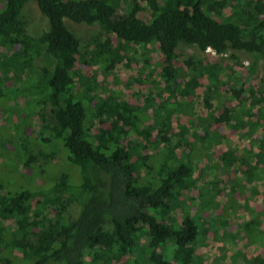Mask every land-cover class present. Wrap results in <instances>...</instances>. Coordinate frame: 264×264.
I'll list each match as a JSON object with an SVG mask.
<instances>
[{
	"label": "trees",
	"instance_id": "obj_1",
	"mask_svg": "<svg viewBox=\"0 0 264 264\" xmlns=\"http://www.w3.org/2000/svg\"><path fill=\"white\" fill-rule=\"evenodd\" d=\"M31 1L48 19V31H28L22 12ZM138 1L4 0L0 99L15 89V101L26 98L29 106L25 119L4 129L0 145L5 140L17 148L18 170L21 166L44 178L53 170L55 152L36 151L21 134L17 143L9 136L20 131V123L34 109L49 106L52 122L42 125L39 142L60 143L68 170L14 190L0 181V264H203L194 255L196 243L207 231L202 212L219 207L221 191L213 180L209 192L201 189L197 212L185 209V192L199 187L196 166L191 158L178 160L170 146L174 114L192 109L190 98L203 81L207 108L227 88L234 99L250 101L251 109L257 108L262 133L257 140L259 152L242 157L230 148L215 160L211 147L221 135L211 128L209 118L199 117L204 132L195 133L194 148L208 159L209 170L218 165L221 176L240 165L246 182L264 181L263 95L255 97L254 91L245 89L244 77L237 80L233 71L202 58L191 56L176 65L180 47L196 45L201 56L209 50L226 55L234 64L247 67V78L254 76L264 66V0H143L151 10L148 21L139 16ZM65 20L100 26L115 35L118 44L115 47L105 38L84 47ZM149 45L158 50L161 75L156 69L144 75L152 64L150 51H145ZM134 47L143 49L140 82L150 86L142 107L117 92L100 96L96 74L88 77L75 70L80 59L110 72ZM232 111L225 106L221 113L212 114V120L233 125ZM143 119L152 121L144 126ZM155 132V143L165 148L150 163L139 151L141 144L131 138L140 137L147 149ZM180 208L184 212L177 221L174 213ZM262 225L258 218L248 223L252 242H264ZM18 250L20 255L15 253Z\"/></svg>",
	"mask_w": 264,
	"mask_h": 264
},
{
	"label": "rangeland",
	"instance_id": "obj_2",
	"mask_svg": "<svg viewBox=\"0 0 264 264\" xmlns=\"http://www.w3.org/2000/svg\"><path fill=\"white\" fill-rule=\"evenodd\" d=\"M138 2L142 7L139 16L145 21L150 20L151 10L147 2L143 0H139ZM4 6V0H0V14ZM125 6L126 4L123 3L121 6L122 12ZM226 15H228L227 12ZM22 16L26 20L29 32L36 33L42 28H45L44 31L50 29L48 19L44 16L43 18L41 17L40 10L34 1L29 2L25 6ZM65 22L81 39L84 47H90V44L95 39L103 40L105 38H110L115 47L118 44L115 35L105 32L100 26L77 25L69 20H65ZM141 50H143L141 47L132 48L123 63L117 65L110 72H104L100 65L84 64L80 59L77 61L75 70L80 71L88 77L96 74L97 80L101 83L100 96L105 97L108 94L117 92L130 104L142 107L145 105V99L150 86L145 81L140 82V80L144 79V76L139 75L140 70L143 69L140 57ZM145 51H150L152 64L150 68L144 69V75L150 73L152 69H156L160 75L163 74L161 65L159 64L161 63V58L156 46L149 45ZM122 53L124 54L125 51L122 50ZM177 54V66H180L185 59L191 56L202 58L209 63L219 64L225 69L233 71L237 80L240 77H244L245 89L254 91L255 97L262 95L264 97L263 63L258 73L247 78V67L245 65L234 64L226 55H217L209 50L201 56L196 45H182ZM34 68L38 70V64H34ZM29 84L31 82L26 85L28 86ZM205 84L206 81H203V87L199 88L196 95L190 98L193 107L191 110H188V113L176 112L174 114L172 118L174 128L170 134V138L172 139L170 146L174 148L172 151L175 157L182 161L191 158V163L196 166L195 179L198 181L199 187L193 188L190 192H185L184 197H182V200L186 204L185 209L192 212L191 214L197 212L202 198L199 197L201 189H204V192H209V187H213V185H209V182L213 180L218 181L217 189L221 191L217 196L220 204L219 207L213 212L207 210L202 212L204 216L203 223L207 231L201 235V238L196 243L194 255L202 259L203 264H264V242H252L251 235L247 232L248 223L256 218L261 219L263 223L262 229L264 228V181L246 182L243 179V169H241L240 165L235 166L230 171V175L223 174L221 176V174H218V165L213 164L214 170H209L208 159L203 158L198 153V150L194 148L195 133L202 134L204 132L198 120L199 117H202L203 119L209 118L211 128L217 130L221 135V140L211 147L215 160L230 148L237 150V154L242 157L250 155V151L259 152L257 140L261 138L262 129L259 123L262 121L259 119L257 108L251 109L250 101L242 102L243 104L240 103L239 100L232 97L227 88H224L223 90L225 91L217 97L219 102L215 100L213 101V106L207 108L206 102L204 103ZM6 92V95L0 99V137L3 136L4 129L9 127V123L20 122L25 119V109L29 106L26 98H19L15 101L17 95L15 89ZM244 96H248V94H244ZM225 106L233 110L231 122L233 125L220 124L212 120L213 115L221 113ZM31 108L33 107L31 106ZM148 113L150 114L151 111ZM50 118L49 106L36 108L26 118V122L20 123V131L12 137L9 136L12 141L17 143L21 134L23 139L29 140L36 151L55 152L51 161L52 171L54 172L46 173L44 175L46 180H51L55 174L68 170L66 151L60 143L45 145L39 142L38 137L43 133L42 125L52 122ZM143 120L144 126L152 121V119ZM155 137L156 132L152 138V141H154L153 145H149L147 149L143 148V140L140 137L131 138V142L141 144L142 147H140L139 151L143 157H147V162L150 163L154 161L153 159H158L157 156L164 153L163 150L165 148V145L155 143ZM1 147L0 154L4 155L5 153L8 156L5 159L0 156V181L7 182L6 189L14 190L16 187H23L25 184H29L26 185L27 187H32L35 186L34 182L41 184L45 180L41 175L37 176V173L35 174L33 171L24 169L21 166H19L18 170L17 161L19 159L16 155L17 148L15 146L4 140ZM201 168H204L202 173ZM21 172H24L25 177L22 176ZM142 175H144V170L141 171L140 177ZM216 175L220 177L216 178ZM183 212L182 208L178 209L174 213V218H177V221H181ZM8 223L10 224L11 222ZM15 253L20 255L19 250L15 251ZM114 264L120 263L114 262Z\"/></svg>",
	"mask_w": 264,
	"mask_h": 264
},
{
	"label": "bare ground",
	"instance_id": "obj_3",
	"mask_svg": "<svg viewBox=\"0 0 264 264\" xmlns=\"http://www.w3.org/2000/svg\"><path fill=\"white\" fill-rule=\"evenodd\" d=\"M17 152V151H16Z\"/></svg>",
	"mask_w": 264,
	"mask_h": 264
}]
</instances>
